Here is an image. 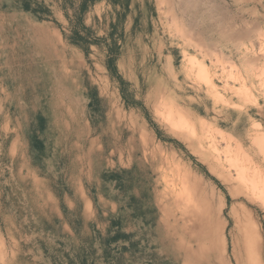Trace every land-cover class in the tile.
Here are the masks:
<instances>
[{
  "label": "rangeland",
  "instance_id": "1",
  "mask_svg": "<svg viewBox=\"0 0 264 264\" xmlns=\"http://www.w3.org/2000/svg\"><path fill=\"white\" fill-rule=\"evenodd\" d=\"M82 1L0 0V264H264V0Z\"/></svg>",
  "mask_w": 264,
  "mask_h": 264
},
{
  "label": "crops",
  "instance_id": "2",
  "mask_svg": "<svg viewBox=\"0 0 264 264\" xmlns=\"http://www.w3.org/2000/svg\"><path fill=\"white\" fill-rule=\"evenodd\" d=\"M53 10L56 9V5H53L52 7ZM30 21V20H28ZM48 25H53L50 21H48ZM31 25H36L35 23H30ZM38 28V27H37ZM49 31V33H43L45 34V37H42V35H38L37 37V42L40 45L39 48H37V52H35V49H29V52L25 51L21 47H9L6 50V53L4 52V62H3V67H1L2 71H13V70H22L24 67L29 64V66H32V64L35 66H38L36 69L41 70H51V71H60V72H70L71 69H69L68 66L64 67H58V64L56 63V57L57 55L62 56L61 58V63L65 64L66 63V49L63 50L62 55L59 54V50L57 48L59 44V38H58V33H57V28L52 26V28ZM53 40L54 42V47L51 41ZM48 41L50 44V47L48 46V49H43L42 45L43 42ZM48 44V45H49ZM73 50V49H72ZM74 51V50H73ZM52 53V54H50ZM74 54V53H73ZM36 56H40V58H34ZM44 57V59H41V57ZM49 56V58H48ZM56 56V57H55ZM29 59V60H27ZM26 69V68H25ZM74 71V70H73Z\"/></svg>",
  "mask_w": 264,
  "mask_h": 264
},
{
  "label": "bare ground",
  "instance_id": "3",
  "mask_svg": "<svg viewBox=\"0 0 264 264\" xmlns=\"http://www.w3.org/2000/svg\"><path fill=\"white\" fill-rule=\"evenodd\" d=\"M192 15H193V14H192ZM188 23H189V22H188ZM181 29H182V28H181ZM192 32H193V31H192ZM195 32H196V31H195ZM196 33H197V32H196ZM191 35H192V34H191ZM193 35H194V34H193ZM196 35H197V34H196ZM196 35H195V36H196ZM195 36H194V37H195ZM198 36H200V35H198ZM190 44H191V43H190ZM185 52H186V51H185ZM190 58H191V57H190ZM161 89H163V88H161ZM161 92H162V91H161ZM162 93H163V92H162ZM162 95H163V94H162ZM161 97H162V100H163V96H161ZM167 99H168V100H167V102H168V101H169V98H167ZM157 100H158V99H157ZM159 100H160V99H159ZM165 100H166V99H164V101H165ZM160 101H161V100H160ZM162 102H163V101H161V104H163ZM169 102H170V104L172 103L171 101H169ZM169 102H168V104H169ZM154 103H155V102H154ZM156 103H157V102H156ZM156 103H155V104H156ZM172 104H173V103H172ZM158 105H160V103H159ZM177 105H178V104H177ZM156 106H157V105H156ZM160 106H161V105H160ZM175 106H176V104H175ZM166 107H167V106H166ZM168 107H169V105H168ZM180 107H181V106H180ZM180 107H179V108H180ZM173 109H174V104H173ZM176 109H177V108H176ZM163 110L165 111V109H163ZM163 110H162V111H163ZM184 110H185V109H184ZM162 111H161V112H162ZM173 111H174V110H173ZM185 111H186V113H184L185 115H186L187 113H189V112H187V110H185ZM165 112H166V111H165ZM178 112H179V111H178ZM167 113H168V112H167ZM167 113H166V115H167ZM182 114H183V113H182ZM174 115H175V114H174ZM187 115H189V114H187ZM171 116H172V114H171ZM162 117H163V116H162ZM188 117H190V116H188ZM163 118H164V117H163ZM171 118H172V117H171ZM189 119H190V118H189ZM175 121H176V120H174V122H175ZM187 123H188V122H187ZM190 123H191V122H190ZM168 125H169V124H168ZM183 126H184V125H183ZM188 126H189V125H188ZM194 126H195V125H194ZM169 127H170V126H169ZM184 127H185V126H184ZM187 129H189V128H187ZM172 130H173V129H172ZM175 130H176V128H175ZM184 130H185V129H184ZM194 130H195V129H194ZM177 131H179V129H178ZM177 131H176V132H177ZM182 132H187V131H182ZM190 132H191V130H190ZM195 132H196V131H195ZM195 132H194V133H195ZM177 133H178V132H177ZM192 133H193V132H192ZM194 133H193V134H194ZM176 135H177V134H176ZM184 135H185V134H184ZM186 135H187V134H186ZM186 135H185V136H186ZM178 136H179V135H178ZM188 136H190V135H188ZM199 136H200V135H199ZM180 137H181V136H180ZM197 137H198V135H197ZM197 137L195 138V140L198 139ZM202 137H203V136H202ZM205 138H206V137H205ZM193 139H194V138H193ZM206 139H207V138H206ZM200 140H201V139H200ZM188 141H189V140H188ZM187 143H188V142H187ZM226 144H227V143H226ZM227 145H228V144H227ZM227 145H226V146H227ZM258 146H259V150L262 151V152H264V140H263V139H261V140L258 141ZM196 151H197V150H196ZM196 151H194V152H196ZM200 151H201V150H200ZM243 153H246V152H243ZM243 155H244V154H243ZM243 155H242V156H243ZM262 156H263V155H262ZM236 157H237V156H236ZM236 157H234V159H235ZM232 159H233V158H232ZM247 159H248V158H247ZM240 160H241V159H240ZM240 160H239V161H240ZM228 161H229V160H227V163H228ZM237 161H238V160H237ZM229 162H230V161H229ZM232 163L236 164L234 161H233ZM232 163H231V164H232ZM208 164H209V163H208ZM208 166H209V165H208ZM210 166H211V165H210ZM229 166H231V165H229ZM232 166H233V165H232ZM232 166H231V167H232ZM234 166H235V165H234ZM234 166H233V168H235ZM240 166H241V165H240ZM242 166H243V165H242ZM236 167H237V166H236ZM211 168H213V167H211ZM242 168H243V167H241V169H242ZM247 168H248V167H247ZM237 169H240V168H237ZM243 169L246 171L245 166H244ZM243 169H242V171H239V172H243ZM87 170H88V169H87ZM88 171H89V170H88ZM233 171H235V170L233 169ZM245 173H246V172H245ZM252 173H253V172H252ZM236 174H237V173H236ZM236 174H235V177H236ZM241 176L244 177L242 173H241ZM241 176L238 175L239 178H240ZM233 177H234V176H233ZM89 178H90V177H89ZM241 179L245 180V178H241ZM250 180H251V179H250ZM233 181H234V179H233ZM241 181H242V180H241ZM247 181H249V180H245V182H247ZM254 181H255V180H254ZM237 182H238V180H237ZM241 184H242V183H241ZM229 187H230V186H229ZM230 188H232V186H231ZM236 188H238V187H236ZM241 188H242V187H241ZM230 190H231V189H230ZM234 190H235V189H234ZM252 190H253V188H252ZM230 192H231V191H230ZM233 192H234V191H233ZM237 192H238V191H237ZM234 193H235V192H234ZM244 193H245V192H244ZM241 195H242V194H241ZM122 196H123V195H122ZM194 201H195V200H194ZM84 202H85V201H84ZM122 202H123V200H122ZM180 203H181V202H180ZM165 205H166V204H165ZM122 206H123V205H122ZM112 207H113V204H112ZM185 208H186V207H185ZM188 208H189V207H188ZM111 209H113V208H111ZM183 209H184V208H183ZM189 209H190V208H189ZM192 209H193V208H192ZM195 209H196V208H195ZM87 210H88V209H87ZM183 212H184V211H183ZM198 213H199V212H198ZM188 214H190V213H188ZM198 215H199V214H197V216H198ZM190 216H191V215H190ZM197 216H195V218H196ZM192 218H193V217H192ZM197 218H198V217H197ZM194 220H196V219H194ZM194 220H193V221H194ZM198 220H199V218H198ZM198 220H197V221H198ZM138 222H139V221H138ZM138 222H137V223H138ZM141 223H142V222H141ZM139 224H140V223H139ZM159 224H160V223H159ZM161 226H162V225H161ZM116 229H117V228H116ZM147 231H148V230H147ZM136 232H138V231L135 230V234H136ZM210 232H211V234H214V233H215V228H214V226H211ZM133 233H134V232H133ZM145 233H146V232H145ZM163 233H164V231H163ZM216 233H217V232H216ZM218 233H219V232H218ZM138 234H140V233H138ZM146 234H147V233H146ZM208 234H209V233H208ZM244 234H245V233H244ZM129 235H130V234H129ZM129 235H128V236H129ZM140 235H141V234H140ZM219 235H220V234H219ZM147 236H148V235H147ZM166 236H167V235H166ZM247 236H248L249 239H251V237H252V233H251L250 231H248V232H247ZM137 237H138V236H137ZM145 237H146V236H145ZM167 237H168V236H167ZM167 237H166V238H167ZM166 238H165V239H166ZM170 238H171V237H170ZM219 238H220V237H219ZM209 240H210V243H211V244H209V245H210V247H209V251L212 253V252L215 251L216 247H215V245H214V243H213V238L210 237ZM253 240H254V238H252V242H253ZM169 241H171V240H169ZM219 241H221V240H219ZM241 241H242V240H241ZM250 241H251V240H250ZM149 243H150V242H149ZM220 244H221V243H220ZM251 244H252V243H251ZM242 245H245V244H242ZM220 246H221V245H220ZM252 246H253V245H252ZM246 247H247V246H246ZM140 248H141V247H140ZM204 248H205V247H204ZM147 249H148V248H147ZM149 250H150V249H149ZM217 250H218V248H217ZM217 250H216V251H217ZM158 251H159V250H158ZM175 251H176V250H175ZM202 252H203V251H202ZM158 253H159V252H158ZM216 253H218V251H217ZM246 253H247V252H246ZM151 254H152V253H151ZM221 254H222V253H221ZM161 255H162V254H161ZM146 256H147V255H146ZM146 256H145V257H146ZM252 256H253V255H252ZM212 257H213V255H212ZM250 257H251V256H249L248 259H249ZM221 258H223V255H222V257L220 256V259H221ZM140 259H141V257H140ZM212 259H213V258H212ZM218 259H219V258H218ZM220 259H219V260H220ZM223 259H224V258H223ZM248 259H247V261H248ZM250 259H251V258H250ZM150 260H151V259H150ZM224 260H225V259H224ZM140 261H142V260H140ZM220 261H221V260H220ZM148 262H149V261H148ZM134 263L136 264V262H134ZM139 263H140V262H139ZM250 263H251V262H250ZM137 264H138V263H137ZM165 264H166V263H165Z\"/></svg>",
  "mask_w": 264,
  "mask_h": 264
},
{
  "label": "trees",
  "instance_id": "4",
  "mask_svg": "<svg viewBox=\"0 0 264 264\" xmlns=\"http://www.w3.org/2000/svg\"><path fill=\"white\" fill-rule=\"evenodd\" d=\"M87 1H93V0H83L82 3H81V10L82 11L85 9V7L87 5ZM110 61H112V60L110 59Z\"/></svg>",
  "mask_w": 264,
  "mask_h": 264
}]
</instances>
